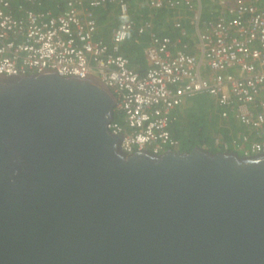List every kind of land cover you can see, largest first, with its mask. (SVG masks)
<instances>
[{
  "label": "water",
  "instance_id": "obj_1",
  "mask_svg": "<svg viewBox=\"0 0 264 264\" xmlns=\"http://www.w3.org/2000/svg\"><path fill=\"white\" fill-rule=\"evenodd\" d=\"M90 73H0V264H264V153L122 149Z\"/></svg>",
  "mask_w": 264,
  "mask_h": 264
},
{
  "label": "built area",
  "instance_id": "obj_2",
  "mask_svg": "<svg viewBox=\"0 0 264 264\" xmlns=\"http://www.w3.org/2000/svg\"><path fill=\"white\" fill-rule=\"evenodd\" d=\"M66 1L67 8L58 15L32 9L16 17L13 0H0V73L51 69L64 76L94 75L117 97L115 116L121 115L123 121L115 118L109 127L125 134L121 146L128 153L181 149L171 129L174 113L188 98L208 93L222 117L244 127L230 133L231 140L223 142L222 148L241 149L243 155L264 153L262 0H241L232 6L231 0H221V15L208 20L202 17L201 0H195L190 26L184 27L181 18L174 20L180 36L188 37L183 45L178 38L158 35L150 23L138 27L126 0H111L120 5L122 22L113 28L109 42L100 40L93 9L106 0ZM151 1L155 7L177 3ZM185 2L192 5L193 0ZM135 28L139 44L145 37L150 39L146 52L150 63L144 73L132 68L123 52ZM191 28L196 39L189 34Z\"/></svg>",
  "mask_w": 264,
  "mask_h": 264
},
{
  "label": "trees",
  "instance_id": "obj_3",
  "mask_svg": "<svg viewBox=\"0 0 264 264\" xmlns=\"http://www.w3.org/2000/svg\"><path fill=\"white\" fill-rule=\"evenodd\" d=\"M126 1L129 2L130 17L137 21L138 27L150 23L152 31L158 35L168 34L175 39L181 35V29L174 26V20L181 18L184 27L190 26L191 17L197 7L195 0H193L192 5L187 4L185 0H175L177 3L174 7L167 4L162 7H155L151 0ZM220 1L214 0L211 8L205 11V1L201 0L202 17L213 19L221 15L224 7ZM240 1L231 0L229 5L232 6ZM66 8V0H13L12 4V12L16 17H21L25 10L32 9L41 13L58 15ZM120 9V5L111 0H106L103 5L93 9L98 23V39L106 42L111 40L113 28L122 22ZM229 9H227L228 13H230ZM262 10L264 11V8ZM140 38L137 28L133 29L128 41L123 46V52L129 57L131 67L140 73H144L149 65L145 52L138 43ZM193 46L192 43L191 47ZM190 52L194 53V50ZM190 98L176 109L175 118L171 125L174 137L181 141L180 148L182 150H192L196 146H201L212 151H218L222 149L223 142L231 140L232 135L230 133L243 130L244 127L234 123L230 117H222L216 104L212 118L188 113V109L193 106H189ZM115 118L118 121H123L121 115H117ZM214 144L218 147L217 149L214 148ZM240 152L242 153L241 149Z\"/></svg>",
  "mask_w": 264,
  "mask_h": 264
},
{
  "label": "rangeland",
  "instance_id": "obj_4",
  "mask_svg": "<svg viewBox=\"0 0 264 264\" xmlns=\"http://www.w3.org/2000/svg\"><path fill=\"white\" fill-rule=\"evenodd\" d=\"M203 1H205V11L209 10L212 6L213 1L212 0H203ZM190 32H191V37L196 39L194 28H191ZM140 46L144 50L145 55H146V52L149 46L148 41L146 39L143 40ZM146 59L148 60L147 55H146ZM147 62L148 64L150 63L149 61ZM215 104H216L215 99L210 94L208 93L199 94L198 96H194L190 98L189 106L190 105H193V106L190 109H188L189 111L188 113H196L197 115H201L203 117L209 116L210 118H212L213 111L216 106ZM214 148L216 149L218 148L216 144H214Z\"/></svg>",
  "mask_w": 264,
  "mask_h": 264
},
{
  "label": "crops",
  "instance_id": "obj_5",
  "mask_svg": "<svg viewBox=\"0 0 264 264\" xmlns=\"http://www.w3.org/2000/svg\"><path fill=\"white\" fill-rule=\"evenodd\" d=\"M212 1L214 2V0H212ZM261 6L264 7V1L261 2ZM216 18H217V17H216ZM203 19H204V20H208L209 18L203 17ZM189 31H190V30H189ZM194 31H195V29H194ZM195 33H196V31H195ZM189 34H190V36H191V32H190ZM145 39L148 41V45H149V44H150V39H149V37H145L143 40H145ZM178 39H180V40L182 41L180 44L183 45L184 43L187 42L188 37L179 36ZM141 44H142V43H140L139 45H141ZM222 144H223V143H222ZM221 150H224V149L222 148ZM233 151H236V150H233ZM237 152H239V151H237ZM239 153H241V152H239ZM241 154H242V153H241Z\"/></svg>",
  "mask_w": 264,
  "mask_h": 264
}]
</instances>
